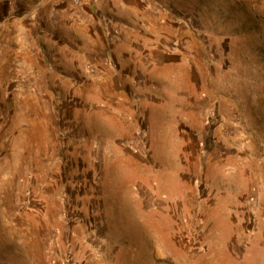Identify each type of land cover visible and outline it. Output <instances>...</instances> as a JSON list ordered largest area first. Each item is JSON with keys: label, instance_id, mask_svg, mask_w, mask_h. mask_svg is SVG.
Here are the masks:
<instances>
[{"label": "rangeland", "instance_id": "rangeland-1", "mask_svg": "<svg viewBox=\"0 0 264 264\" xmlns=\"http://www.w3.org/2000/svg\"><path fill=\"white\" fill-rule=\"evenodd\" d=\"M0 264H264V0H0Z\"/></svg>", "mask_w": 264, "mask_h": 264}]
</instances>
